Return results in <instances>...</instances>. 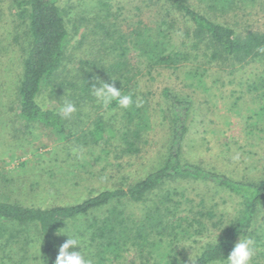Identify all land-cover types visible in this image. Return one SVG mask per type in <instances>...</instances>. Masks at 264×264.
Masks as SVG:
<instances>
[{
    "label": "rangeland",
    "instance_id": "obj_1",
    "mask_svg": "<svg viewBox=\"0 0 264 264\" xmlns=\"http://www.w3.org/2000/svg\"><path fill=\"white\" fill-rule=\"evenodd\" d=\"M17 1L0 0V201L43 209L71 206L105 190H125L143 179L161 165L170 143L171 121L161 95L164 88L193 105L192 123L183 142V161L235 180L264 179L263 61L236 64L220 60L209 64L199 56L181 68L156 66L130 40L134 30L152 34L176 22L177 30L172 31L175 44L171 42L170 47H180L185 27L168 8L148 0L62 1L60 8L69 33L65 58L55 80L38 98L39 105L57 108L64 116L66 132L61 139L18 115L15 86L25 36L24 27H18L16 21ZM232 1L226 13L205 9L212 4L209 0L190 3L238 34H263L264 0ZM103 3L107 5L105 12H110L105 30L96 19ZM108 33L109 38H105ZM118 40L119 45L115 43ZM184 42L189 45L190 39ZM88 74L102 80L113 76L129 80L128 92L137 96L142 123L148 126L143 128L137 154H120L118 138L108 145L105 141L96 145L76 142L75 138L88 132L99 116L112 130L122 132L125 122L121 109L129 104L125 101L117 110L100 102L82 107L67 105L68 94L72 96L67 81ZM98 94L104 92L99 90ZM238 212V198L215 186L192 180L172 181L141 202L113 201L66 226L60 236L62 264H85L89 232H95L87 227L95 216L99 220L110 217L125 225L101 239L105 245L111 242L110 264H193L201 248L215 242ZM258 224L264 229V206ZM5 226L25 240L21 241V250L19 243L6 244L2 238L0 264H40L37 228ZM241 248L247 257L254 255L249 242H243Z\"/></svg>",
    "mask_w": 264,
    "mask_h": 264
},
{
    "label": "trees",
    "instance_id": "obj_2",
    "mask_svg": "<svg viewBox=\"0 0 264 264\" xmlns=\"http://www.w3.org/2000/svg\"><path fill=\"white\" fill-rule=\"evenodd\" d=\"M62 1L91 0L17 1L16 21L18 27H24L22 36L25 38L15 93L18 115L23 121L39 124L64 139L66 132L64 116L57 108H44L38 103L43 88L55 80L65 58L69 33L60 8ZM148 1L168 8V12L176 15L175 17L181 20L185 27L184 38L179 39L180 47L176 45L170 47L171 42L175 44V39L173 40L175 33L172 31L177 30L174 29L176 22H170L172 24L169 23L166 29L159 28L152 34L140 29L132 32L130 40L132 46L144 56L150 57L154 65L176 69L181 68L186 61L198 59L199 56L207 59L209 64L220 60L236 64L264 62V33L238 34L232 28L211 20L193 6L190 0ZM199 1L204 4L203 0ZM209 1L213 5L204 8L221 13H226L234 3L232 0ZM105 9L107 5L103 3L96 16L98 25L104 30V22L108 21L106 16L110 13L109 10L105 12ZM105 38H109V33ZM185 39H190L189 45L184 42ZM115 43L119 45V40ZM184 47L188 50H183ZM102 79L95 74H88L67 81L66 86L72 91V96L68 94L67 105L82 107L100 102L101 106L107 105L109 109L117 110L128 101V106L121 109L125 122L123 131L112 130V126L103 116H99L91 124V129L75 140L94 145L105 141L104 143L108 145L111 140L118 138L121 143L120 154L135 155L139 152L143 128L148 127L146 122L142 123L143 112L136 102L137 96L128 92L131 86L127 78L113 76ZM99 90L103 91L104 95H99ZM62 91L66 96V88ZM161 95L168 105L171 128L167 154L158 168L125 190L120 188L105 190L71 206L43 209L0 201V240L5 238L6 244L15 241L22 250L21 241L23 242L25 237L22 238L19 232L7 231L5 225L37 228L41 239L40 264H62L60 236L62 230L72 222L88 218L113 201L128 199L138 203L166 183L192 180L215 186L239 200L237 218L222 230L221 236L215 242L201 248L193 264H264V229L258 224L259 213L264 206V179L258 182L235 180L183 161V142L192 123L193 105L190 101L173 95L168 88H164ZM168 192L164 199L168 197ZM90 223L92 224L88 225L87 230L94 228L95 232L87 231L90 242L85 248L88 249L89 257L83 263L110 264L109 255L113 253L110 249L111 242L105 245L101 239L117 233V228H124L125 225L122 222H115L110 217L99 220L96 216ZM245 241L251 244L253 256L247 257L243 253L241 245Z\"/></svg>",
    "mask_w": 264,
    "mask_h": 264
}]
</instances>
